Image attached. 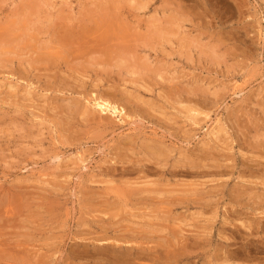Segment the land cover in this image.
Returning <instances> with one entry per match:
<instances>
[{"label": "rangeland", "instance_id": "374dc122", "mask_svg": "<svg viewBox=\"0 0 264 264\" xmlns=\"http://www.w3.org/2000/svg\"><path fill=\"white\" fill-rule=\"evenodd\" d=\"M117 262L264 264V0H0V264Z\"/></svg>", "mask_w": 264, "mask_h": 264}, {"label": "bare ground", "instance_id": "6f19581e", "mask_svg": "<svg viewBox=\"0 0 264 264\" xmlns=\"http://www.w3.org/2000/svg\"><path fill=\"white\" fill-rule=\"evenodd\" d=\"M239 5V4H238ZM161 32V31H160ZM159 33V32H158ZM162 33V35L161 36H163V32H161ZM164 38V37H163ZM94 105H95V107H97V108H99L102 112H106V111H108V112H111V113H113V114H116L117 115V117H119V120L122 122V123H125L126 122V118L128 117L127 116V114H126V112H124V109H120L118 106H116L115 104H113L110 100H108V98L106 99V98H103V97H101V98H98V99H96V101H95V103H94ZM205 118H207L208 117V115L207 114H205ZM216 128H214V132H212V136H214V137H216V136H218V135H220L222 132H224V133H226V129H224V127H223V125L220 123V120H217L216 122ZM223 134V133H222ZM82 160V159H81ZM82 162H85V160H82ZM144 183H146V182H144ZM143 183V184H144ZM152 184V183H151ZM147 186V185H146ZM152 186V185H151ZM122 235H120V237H121ZM123 236H125V235H123ZM119 237V236H118ZM126 237V236H125ZM127 238V237H126ZM124 239V238H123ZM125 241V240H124ZM116 242H118V241H116ZM127 242V241H126ZM133 243V242H132ZM127 244V243H126ZM130 244V243H129ZM249 244V243H248ZM112 246V245H111ZM105 247V246H104ZM114 247V246H113ZM129 247V246H128ZM127 247V248H128ZM251 247V246H250ZM131 248H132V246H131ZM126 249V248H125ZM122 250V249H121ZM126 250H128V249H126ZM125 250V251H126ZM133 250V249H132ZM131 250V251H132ZM118 251V250H117ZM124 251V252H125ZM129 251V250H128ZM115 254H118V252L117 253H115ZM126 255V254H125ZM113 256V255H112ZM129 256V255H128ZM142 256V255H141ZM150 257V256H149ZM114 258V257H113ZM121 258V257H120ZM124 258V257H123ZM122 258V259H123ZM129 259H130V257H128ZM153 258V257H152ZM115 259V258H114ZM117 259H119V258H117ZM150 259V258H149ZM154 259V258H153ZM176 259V258H175ZM133 260H134V258H133ZM143 260V259H142ZM155 260V259H154ZM125 261V260H124ZM127 261V260H126ZM141 261V260H140ZM152 261V260H151ZM116 262V261H115ZM119 262V261H118ZM117 262V263H118ZM123 262V261H122ZM146 262V261H145ZM152 262H154V261H152ZM128 263H130V262H128ZM119 264V263H118ZM120 264H121V262H120ZM134 264V263H133ZM139 264V263H138Z\"/></svg>", "mask_w": 264, "mask_h": 264}]
</instances>
